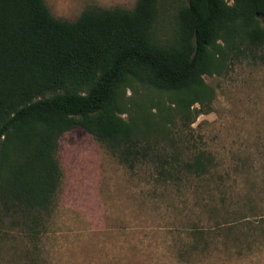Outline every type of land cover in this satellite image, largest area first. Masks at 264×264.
Wrapping results in <instances>:
<instances>
[{"label":"trees","instance_id":"16d2710c","mask_svg":"<svg viewBox=\"0 0 264 264\" xmlns=\"http://www.w3.org/2000/svg\"><path fill=\"white\" fill-rule=\"evenodd\" d=\"M168 1L171 14L166 0H136L130 9L88 5L67 20L44 0H0V202L32 235L52 209L69 130L84 129L128 170L149 167L165 183L215 174L210 152L183 156L160 139L166 120L209 109L215 91L204 75L264 60V0ZM231 216L194 227L182 257L209 250L213 230L237 240L239 227L257 223Z\"/></svg>","mask_w":264,"mask_h":264},{"label":"rangeland","instance_id":"374dc122","mask_svg":"<svg viewBox=\"0 0 264 264\" xmlns=\"http://www.w3.org/2000/svg\"><path fill=\"white\" fill-rule=\"evenodd\" d=\"M44 1L55 17L74 20L88 5L130 9L136 0ZM203 77L215 91L209 109L166 120L158 139L183 156L210 152L214 175L165 183L149 167L128 170L84 129L69 130L58 151L60 185L38 233L0 202V264H264V60L244 58ZM236 210L255 227H239L237 240L213 230L209 250L182 257L194 227Z\"/></svg>","mask_w":264,"mask_h":264}]
</instances>
